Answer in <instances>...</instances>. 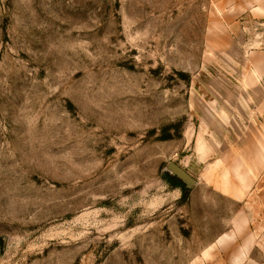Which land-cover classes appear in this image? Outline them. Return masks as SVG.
Wrapping results in <instances>:
<instances>
[{
  "label": "rangeland",
  "instance_id": "obj_1",
  "mask_svg": "<svg viewBox=\"0 0 264 264\" xmlns=\"http://www.w3.org/2000/svg\"><path fill=\"white\" fill-rule=\"evenodd\" d=\"M0 264H264V0H0Z\"/></svg>",
  "mask_w": 264,
  "mask_h": 264
}]
</instances>
